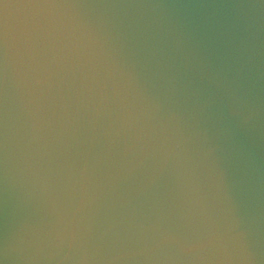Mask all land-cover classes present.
<instances>
[{"label":"water","instance_id":"obj_1","mask_svg":"<svg viewBox=\"0 0 264 264\" xmlns=\"http://www.w3.org/2000/svg\"><path fill=\"white\" fill-rule=\"evenodd\" d=\"M0 264H264V0H0Z\"/></svg>","mask_w":264,"mask_h":264}]
</instances>
